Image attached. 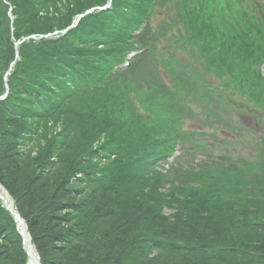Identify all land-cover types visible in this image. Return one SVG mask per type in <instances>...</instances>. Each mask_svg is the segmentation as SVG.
I'll use <instances>...</instances> for the list:
<instances>
[{"label":"trees","instance_id":"obj_1","mask_svg":"<svg viewBox=\"0 0 264 264\" xmlns=\"http://www.w3.org/2000/svg\"><path fill=\"white\" fill-rule=\"evenodd\" d=\"M155 1L0 0V191L40 264H264V164L221 185L168 180L155 163L171 148L111 72ZM193 6L184 26L207 68L247 86L236 60L264 25ZM0 264H27L1 200Z\"/></svg>","mask_w":264,"mask_h":264},{"label":"rangeland","instance_id":"obj_2","mask_svg":"<svg viewBox=\"0 0 264 264\" xmlns=\"http://www.w3.org/2000/svg\"><path fill=\"white\" fill-rule=\"evenodd\" d=\"M152 21V27L143 37L144 44L150 51L137 59L134 67L122 75V92L128 90L131 102L138 108L139 114L144 115V118H151L152 121L147 123L148 128L161 132L158 121H165L162 128L166 137L176 139L183 135L185 145L191 142V135L206 136L200 138L203 151L215 156L223 155L224 158L234 157L235 162L241 157L242 163L236 171L251 169L255 162L260 164L263 149L259 145V139H264L263 119L262 125L256 121L260 111L249 114L237 109L238 105L252 107L248 100L249 91L243 90L236 94L232 104H226L221 98H214L212 94L226 97L227 90L217 87L224 80H216L215 69H211L209 73L202 69L203 54L200 49L196 51L192 45L180 48V42L174 39L177 33L174 28H167L162 39L157 37L155 28L166 23V15L161 10L156 11ZM176 67L183 69V79V76L178 78L169 73V69ZM186 74L192 77L187 79ZM262 74L264 76V67ZM190 84L193 86L189 87ZM183 91L187 93L186 96ZM208 117L210 121L214 122L217 118L220 122L209 125ZM209 145L215 146L208 147ZM182 157L173 166L170 176L175 172L184 173L191 177L189 179L199 178L201 182L221 185L223 178L229 179L228 172H233L229 170L231 167L223 168L224 165L219 160L201 158L200 161H195L193 154ZM165 169L171 170L169 166H165ZM211 170L215 171V178L209 175L212 174ZM186 182L176 183L183 185Z\"/></svg>","mask_w":264,"mask_h":264},{"label":"bare ground","instance_id":"obj_3","mask_svg":"<svg viewBox=\"0 0 264 264\" xmlns=\"http://www.w3.org/2000/svg\"><path fill=\"white\" fill-rule=\"evenodd\" d=\"M3 203L4 205H9L10 204V200L9 198L3 193ZM22 226V230L24 232V236L26 238V248H27V251H28V255H29V264H39V261L37 259V256H36V253L34 251V249L32 248V246L30 245L29 241H28V236L25 232V228L24 226L21 224Z\"/></svg>","mask_w":264,"mask_h":264},{"label":"water","instance_id":"obj_4","mask_svg":"<svg viewBox=\"0 0 264 264\" xmlns=\"http://www.w3.org/2000/svg\"><path fill=\"white\" fill-rule=\"evenodd\" d=\"M0 199L1 200L4 199L1 194H0ZM5 206L7 207L8 211L13 215V217H14V219L16 221V224L19 227V232H20V235L23 237V244H24V247H25V243H24L25 239H24L23 230H22V226H21L22 221L19 219L18 215L13 211L11 204H9V205L7 204ZM27 255H28V253H27ZM27 264H29V261H28Z\"/></svg>","mask_w":264,"mask_h":264}]
</instances>
